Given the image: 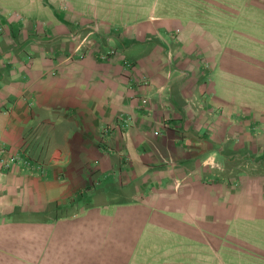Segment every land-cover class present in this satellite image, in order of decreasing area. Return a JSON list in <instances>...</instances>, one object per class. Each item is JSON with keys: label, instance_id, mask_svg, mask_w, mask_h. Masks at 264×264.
<instances>
[{"label": "crops", "instance_id": "crops-1", "mask_svg": "<svg viewBox=\"0 0 264 264\" xmlns=\"http://www.w3.org/2000/svg\"><path fill=\"white\" fill-rule=\"evenodd\" d=\"M16 152L0 264H264V0H0Z\"/></svg>", "mask_w": 264, "mask_h": 264}, {"label": "rangeland", "instance_id": "rangeland-1", "mask_svg": "<svg viewBox=\"0 0 264 264\" xmlns=\"http://www.w3.org/2000/svg\"><path fill=\"white\" fill-rule=\"evenodd\" d=\"M219 159V158H218ZM221 161V159H219ZM215 168V169H212ZM207 169H211L216 171L219 179L226 178L227 175H234L240 174L242 170L249 171L251 174H262L264 173V162H258L257 160H253L250 158L248 161H244L242 158H234L231 164H227L226 162L219 163V165L214 164L213 162L208 163ZM108 182L103 180L102 188H106L105 185ZM89 202V201H88Z\"/></svg>", "mask_w": 264, "mask_h": 264}, {"label": "built area", "instance_id": "built-area-1", "mask_svg": "<svg viewBox=\"0 0 264 264\" xmlns=\"http://www.w3.org/2000/svg\"><path fill=\"white\" fill-rule=\"evenodd\" d=\"M3 153L7 154V150H3ZM4 168L11 170L15 166L26 164L28 168H33V163L31 161H23L19 153H12L7 159H0ZM37 170L40 175H45L46 171L42 167L38 166Z\"/></svg>", "mask_w": 264, "mask_h": 264}]
</instances>
